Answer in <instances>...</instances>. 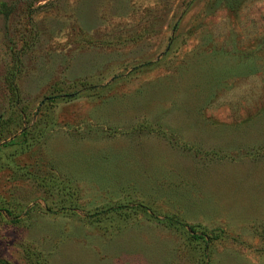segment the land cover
I'll list each match as a JSON object with an SVG mask.
<instances>
[{
  "label": "rangeland",
  "instance_id": "1",
  "mask_svg": "<svg viewBox=\"0 0 264 264\" xmlns=\"http://www.w3.org/2000/svg\"><path fill=\"white\" fill-rule=\"evenodd\" d=\"M0 264H264V0H0Z\"/></svg>",
  "mask_w": 264,
  "mask_h": 264
}]
</instances>
